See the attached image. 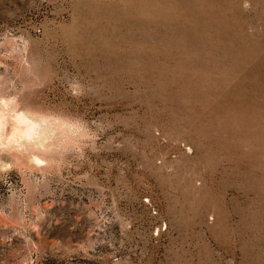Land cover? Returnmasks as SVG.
<instances>
[{
    "label": "rangeland",
    "instance_id": "rangeland-1",
    "mask_svg": "<svg viewBox=\"0 0 264 264\" xmlns=\"http://www.w3.org/2000/svg\"><path fill=\"white\" fill-rule=\"evenodd\" d=\"M4 103L70 140L0 152V264H264V0H0Z\"/></svg>",
    "mask_w": 264,
    "mask_h": 264
},
{
    "label": "bare ground",
    "instance_id": "bare-ground-1",
    "mask_svg": "<svg viewBox=\"0 0 264 264\" xmlns=\"http://www.w3.org/2000/svg\"><path fill=\"white\" fill-rule=\"evenodd\" d=\"M69 133L62 123L51 118L18 112L5 103L0 108V152L16 153L27 166L46 164V154L67 143Z\"/></svg>",
    "mask_w": 264,
    "mask_h": 264
}]
</instances>
